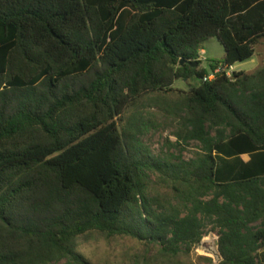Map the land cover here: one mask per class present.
I'll return each instance as SVG.
<instances>
[{
    "label": "trees",
    "instance_id": "1",
    "mask_svg": "<svg viewBox=\"0 0 264 264\" xmlns=\"http://www.w3.org/2000/svg\"><path fill=\"white\" fill-rule=\"evenodd\" d=\"M261 44L264 0H0V264H91L77 241L95 232L190 253L208 226L220 264H264V67L226 72ZM147 103L183 113L202 153L155 157ZM152 174L177 192L164 213Z\"/></svg>",
    "mask_w": 264,
    "mask_h": 264
},
{
    "label": "rangeland",
    "instance_id": "2",
    "mask_svg": "<svg viewBox=\"0 0 264 264\" xmlns=\"http://www.w3.org/2000/svg\"><path fill=\"white\" fill-rule=\"evenodd\" d=\"M201 51V68L211 70V64L221 62L225 56V49L218 38L207 41ZM264 67V44L257 47V54L252 60L238 63L231 69H226L230 75L238 72L254 73ZM199 80H180L174 86V91L168 94L171 101L177 100L179 92H189L199 85ZM139 117L142 125L148 129L141 137L144 145L155 156L163 160L178 164L181 161L189 162L202 153L201 145L197 142L185 143L178 138L182 130L181 117L183 113L163 109L154 103H147ZM129 116L131 113H128ZM214 135V132H213ZM147 196L158 212H165L170 205H177V192L171 179L152 174L147 180ZM219 237L208 226L202 243L190 253L185 251L178 255H168L158 245H151L146 241H139L129 236L108 238L95 232L83 236L77 241V252L91 264H220L218 250ZM211 259L212 261H208ZM55 264H77L73 259H64Z\"/></svg>",
    "mask_w": 264,
    "mask_h": 264
},
{
    "label": "crops",
    "instance_id": "3",
    "mask_svg": "<svg viewBox=\"0 0 264 264\" xmlns=\"http://www.w3.org/2000/svg\"><path fill=\"white\" fill-rule=\"evenodd\" d=\"M204 51V50H203ZM205 52V51H204ZM242 159H243V161L244 162H249L250 161V159H251V156L250 155H243L242 156ZM261 254H263L264 255V250L261 252Z\"/></svg>",
    "mask_w": 264,
    "mask_h": 264
},
{
    "label": "built area",
    "instance_id": "4",
    "mask_svg": "<svg viewBox=\"0 0 264 264\" xmlns=\"http://www.w3.org/2000/svg\"><path fill=\"white\" fill-rule=\"evenodd\" d=\"M203 54H205L204 51H202V55H203ZM200 60H201V58H200ZM221 71H223V70H219V71H217V73H219V72H221ZM214 77H215V76L212 75V76L209 77V79L212 80V79H214Z\"/></svg>",
    "mask_w": 264,
    "mask_h": 264
},
{
    "label": "water",
    "instance_id": "5",
    "mask_svg": "<svg viewBox=\"0 0 264 264\" xmlns=\"http://www.w3.org/2000/svg\"><path fill=\"white\" fill-rule=\"evenodd\" d=\"M185 64V62L183 61L182 62V65H184ZM196 66V65H195ZM202 243V242H201ZM218 250H219V247H218ZM219 255H220V253H219ZM220 258H221V256H220ZM221 260H222V258H221Z\"/></svg>",
    "mask_w": 264,
    "mask_h": 264
}]
</instances>
